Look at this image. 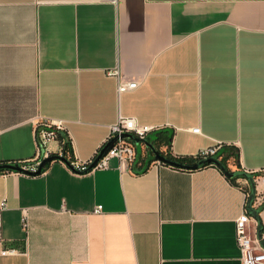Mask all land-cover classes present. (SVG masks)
I'll use <instances>...</instances> for the list:
<instances>
[{
  "label": "crops",
  "instance_id": "0c3cea01",
  "mask_svg": "<svg viewBox=\"0 0 264 264\" xmlns=\"http://www.w3.org/2000/svg\"><path fill=\"white\" fill-rule=\"evenodd\" d=\"M114 69L140 86L120 93ZM120 116L171 134L177 157L239 151L228 167L257 173L261 206L264 0H0V163L38 169L43 118L67 128L50 153L92 161ZM136 149L128 166L0 172V264H242L248 179ZM253 218L264 245V207Z\"/></svg>",
  "mask_w": 264,
  "mask_h": 264
},
{
  "label": "built area",
  "instance_id": "2783aa9c",
  "mask_svg": "<svg viewBox=\"0 0 264 264\" xmlns=\"http://www.w3.org/2000/svg\"><path fill=\"white\" fill-rule=\"evenodd\" d=\"M108 1L118 3L119 0ZM109 74L118 78V91L120 93L134 90L138 88L142 82V80L136 76L122 74L119 69L110 70ZM66 129L65 122L61 119L43 118L38 122L37 132L39 149L37 159H39V161L51 155L48 150V144L57 139L59 133L66 131ZM157 129L158 127L139 123L135 117L120 116L118 122L112 126L111 134L107 142L116 137L117 140L114 142L109 152L96 165L95 169L108 168L110 159L114 157L120 160L122 166L133 164L137 154L136 144L131 139L122 137V135L126 132H130L141 138H146ZM193 130L195 132H200V128H194ZM224 146L223 143L219 142L203 148L195 158L203 159L217 155ZM71 162L76 170H83L91 163V161H82L76 157H73ZM252 172L255 173V171ZM96 211L100 212L101 206H98ZM253 219L247 207L245 212L237 218L236 238L242 252V264H264V245L262 244V239L259 237L257 228L253 231L250 228V223ZM12 251L14 250L4 249L3 253L6 254Z\"/></svg>",
  "mask_w": 264,
  "mask_h": 264
},
{
  "label": "water",
  "instance_id": "95a60500",
  "mask_svg": "<svg viewBox=\"0 0 264 264\" xmlns=\"http://www.w3.org/2000/svg\"><path fill=\"white\" fill-rule=\"evenodd\" d=\"M124 138L131 139L136 143L138 147H142V145H145L147 150L152 154V159L154 160H159L164 163L170 164L172 166H176L182 169H199L204 167L205 165H217L219 166L228 177H234V176H242L244 178H247L251 191L249 195V200L247 204V208L249 210V213L254 216L256 219L260 220V211L264 207V203L259 206L255 207L254 206V201L257 196V187H256V180H255V173L247 170V169H238V170H231L222 160L221 158L217 155L208 157V158H203L200 159L199 161L195 163H184L181 161L174 160L172 158H169L166 156L160 149H158L152 139L149 137L146 138H141L133 133L126 132L122 135ZM117 140V137L108 141L99 151L97 156L91 161V163L88 165L87 168L83 170H76L74 166L72 165L71 160L65 155V153H51V155L45 157L42 159L41 163L39 164L38 169L32 170L28 167L27 163H20V162H5V163H0V171L2 170H7V171H17V172H25V173H30V174H39L42 173L47 164L52 162L53 160H62L65 161V163L74 171L79 172V173H84V172H89L95 169L96 165L100 162V160L109 152L111 147L113 146L114 142ZM262 225L260 224L258 234L259 237L262 238ZM263 244V242H262Z\"/></svg>",
  "mask_w": 264,
  "mask_h": 264
},
{
  "label": "trees",
  "instance_id": "16d2710c",
  "mask_svg": "<svg viewBox=\"0 0 264 264\" xmlns=\"http://www.w3.org/2000/svg\"><path fill=\"white\" fill-rule=\"evenodd\" d=\"M59 136H62L61 132L59 133ZM171 142H172V136L171 134H162L161 136L157 137L156 138V141H154L156 147L158 149L161 150V148L163 146H169L171 145ZM64 150L66 151V154H68L70 157L73 155V151H72V148H71V145L68 143V141L64 144ZM222 151V150H221ZM219 152L218 153V156L221 158V160L228 166V159L230 158V156H236V157H239V151H233V150H224L222 152ZM166 156H168L169 158H172L174 160H177V161H181V162H184V163H195L197 161H199L200 159H196L195 157H177V156H174L173 154H171L169 151H162ZM167 164V163H165ZM209 165V164H208ZM208 165H205V166H208ZM204 166V167H205ZM176 167V166H175ZM0 172H8L7 170H2ZM255 175H257V173H255ZM242 176H234V177H229L234 183H236V180L238 178H240ZM248 192L250 193V189L248 188L247 189ZM260 223H261V220H260Z\"/></svg>",
  "mask_w": 264,
  "mask_h": 264
}]
</instances>
